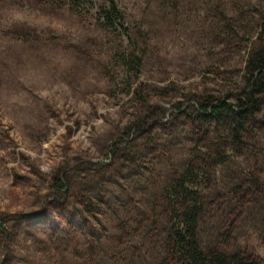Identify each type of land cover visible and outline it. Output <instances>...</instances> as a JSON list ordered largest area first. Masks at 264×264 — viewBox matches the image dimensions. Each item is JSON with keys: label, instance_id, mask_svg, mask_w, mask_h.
I'll use <instances>...</instances> for the list:
<instances>
[{"label": "rangeland", "instance_id": "rangeland-1", "mask_svg": "<svg viewBox=\"0 0 264 264\" xmlns=\"http://www.w3.org/2000/svg\"><path fill=\"white\" fill-rule=\"evenodd\" d=\"M91 1L76 15L19 0L47 18L0 34V264H157L162 191L203 137L188 116L234 104L264 47V0H112L110 25ZM253 131L198 236L264 264V115Z\"/></svg>", "mask_w": 264, "mask_h": 264}, {"label": "trees", "instance_id": "trees-1", "mask_svg": "<svg viewBox=\"0 0 264 264\" xmlns=\"http://www.w3.org/2000/svg\"><path fill=\"white\" fill-rule=\"evenodd\" d=\"M31 1L55 9L65 8L76 15L94 10L91 0ZM108 4L109 8L100 9L99 17L107 25L120 23L115 4L112 0H108ZM245 79L246 88L234 104L204 105L192 118L188 116L192 125L202 130L203 137L197 140V148L189 163L162 191L169 228L164 238L163 255L157 264H261L251 256L205 251L198 236L204 210L203 197L218 169L233 155H243L248 141L254 138V128L261 125V116L264 115V47L248 55ZM253 185L257 186L256 183Z\"/></svg>", "mask_w": 264, "mask_h": 264}, {"label": "clouds", "instance_id": "clouds-1", "mask_svg": "<svg viewBox=\"0 0 264 264\" xmlns=\"http://www.w3.org/2000/svg\"><path fill=\"white\" fill-rule=\"evenodd\" d=\"M37 13V9L19 0H0V34L25 26L33 27L36 21L47 18L45 13Z\"/></svg>", "mask_w": 264, "mask_h": 264}]
</instances>
